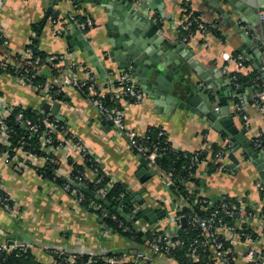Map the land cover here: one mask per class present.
<instances>
[{
  "label": "crops",
  "instance_id": "crops-1",
  "mask_svg": "<svg viewBox=\"0 0 264 264\" xmlns=\"http://www.w3.org/2000/svg\"><path fill=\"white\" fill-rule=\"evenodd\" d=\"M51 1L0 0V27L12 52L22 53L25 50L33 33L32 25L43 21ZM73 1H55L53 10L58 13L62 34L55 32L50 17L40 30L41 24L38 32L39 50L59 56L56 68L47 71L50 78L57 82V70L65 73L78 71L82 74L87 67L95 68L87 52L77 47L73 39L67 38L74 23ZM80 1L83 10L80 12L93 19V26L86 36L99 61L106 64L108 69L107 79L95 68L101 89H106L107 84L113 83L124 71L108 56L111 48L108 38L111 33L110 22L124 29L121 45L126 48L130 43L134 44L135 39H144L145 23L152 20L160 26L157 33L159 39L151 40L156 43L157 51L181 61V73L174 79L179 89L183 90L193 83L212 98L215 96L212 101L215 108L221 106L220 97L227 91L228 104L235 115L236 125L246 130L247 138L253 141L264 158V149L257 144L264 134V116L258 106L257 94L260 89L256 83L261 78L264 84V74L260 71L264 64V19L261 20L259 13L260 21L254 26L250 25L248 20L255 18L256 13L249 6L248 0H192L193 12L203 21L212 24V28L206 33L196 32L187 41L179 32L183 21L181 0ZM239 29L244 30L251 41L244 39ZM148 48L151 50L152 45ZM240 54L246 60L243 67L235 60ZM169 57L166 59L169 60ZM73 61L77 62L75 68L71 67ZM259 63L262 64L261 68L258 67ZM238 74L243 76L240 82ZM254 74L259 75L254 77ZM0 96L6 104L21 106L37 114L42 112V104L45 102L41 93L19 82L11 74L0 73ZM201 100L204 101V98ZM157 102L158 99L148 94L142 102H124L128 128L140 135H144L151 127L162 128L175 149L191 154L205 152L207 160L199 164L194 173L198 182L187 183L188 188L195 190L199 196L212 199L222 195L235 198L244 209L242 218L246 224L255 232H260L263 228L264 178L260 176L257 166L239 150L236 152L239 164L236 168L230 167L231 160L223 149L225 135L211 127L198 107H194V111L177 106L166 109L161 100ZM240 102L247 120L234 112L235 104ZM58 103L60 121L93 151L109 176L126 185L135 197L141 194L144 200L142 206L166 209V217L154 225L175 235V196L167 187L163 172L150 163L155 174H150L145 181L141 180L139 172L143 156L133 151L126 138L119 135L98 113L85 90L66 86L63 98ZM2 149L0 182L6 193L14 199L15 210L6 212L0 209V245L9 247L27 244L41 264H62L53 250L94 256L110 252L124 255L134 250L150 252L148 245L136 249L133 241L107 229L95 212L77 202L53 180L41 176L36 163L7 162ZM221 150L225 154L219 161L221 167L211 171L212 157ZM54 155L59 161L61 176L72 171L71 160L85 165L82 154L69 142L56 149ZM85 173L90 180L96 177L89 167H86ZM147 224L145 220L139 219L135 227L143 233L141 227ZM147 264L180 263L167 255L158 254Z\"/></svg>",
  "mask_w": 264,
  "mask_h": 264
},
{
  "label": "built area",
  "instance_id": "built-area-1",
  "mask_svg": "<svg viewBox=\"0 0 264 264\" xmlns=\"http://www.w3.org/2000/svg\"><path fill=\"white\" fill-rule=\"evenodd\" d=\"M181 7L183 10V21L179 26V32L185 41L189 40L196 32L206 33L211 30L212 24L203 21L193 12L192 0H181ZM260 18L261 20L264 19L263 10H260ZM72 19L86 35L89 29L93 26V19L89 15H86L81 22H77L74 17H72ZM52 22L55 27V32L59 35L62 34L63 28L59 25V18H52ZM0 39H3L2 42H0V73L11 74L19 82L41 93L45 98V101H48L50 104L60 100L59 96L64 93V88L66 86H76L85 90L90 102L97 109L98 113L112 125L119 135L126 138L129 147L141 156L148 158L151 164L163 172L166 178L167 187L170 189V184L174 182L172 180V175L161 169L157 163V159L167 149V146H163L161 141H149L147 132L144 135H140L135 130L128 128L126 124V111L123 103L142 102L146 95L139 87L134 75L130 71H122L113 83L107 84V88L104 90L99 87L97 71L93 67H87L82 74L78 71L65 73L57 70L58 72L56 76L59 79L57 82L50 78V74L44 75V72L51 68H56L59 56L50 55L44 59L40 55H36L33 48L28 46L22 53H20V55L19 53L12 52L9 48V41L4 35L1 27ZM226 57L229 56L227 55ZM235 60L240 67H243L246 63L244 56L241 54L237 55ZM76 65L77 62L73 61L71 67L75 68ZM10 67L13 70V73H8ZM41 75H44L43 79L37 80V77ZM235 79H237L236 76ZM257 95L258 106L264 116V84L258 91ZM15 107L16 105L6 104L1 101L0 96V143L5 147L2 149V152L4 153L7 162L11 161L23 164L24 161H28L36 163V169L44 166L47 162L56 163L57 158L54 155L56 149L64 146L65 142H69L82 154L85 164L86 162H92L90 169H92L96 175V182L100 183L102 181L100 169H103V167L101 166L99 159L67 125L62 124L61 121L55 118L50 112L42 111L38 119L33 120L27 117L23 110H20L15 115V122L20 123L26 130V133L19 135L8 120V117L15 110ZM216 109H218V107H216ZM234 112L239 116H243L245 120L248 119L243 111L242 102L235 104ZM162 135H165L163 129L159 131V136ZM15 137H17V139L15 144H13L12 139ZM32 138H37L39 140L41 149L47 154L46 156L33 153L32 149L29 148L31 147L30 140ZM257 144L259 146L261 145L264 149V134L261 139L257 141ZM202 153L203 152L199 151L192 153L193 156L190 157L189 169L193 170L196 166H199V164L207 160V156L201 159ZM224 155V152L221 150L218 153H215V156L212 157V162L218 164L216 169L221 167L219 161ZM103 171L105 175H108L104 169ZM55 172L57 175H60L59 167ZM194 173L191 175H194ZM63 177L67 182L60 186L62 190L69 193L77 202L84 205L88 194L84 193L80 186H85L82 179L83 177L88 179L86 173L80 172L77 175H73V173L70 172L64 174ZM113 181L114 179L112 178L110 182H108L106 188L99 189L98 193L100 196L106 195L107 190L111 187ZM73 183H75V185H73ZM220 197L222 196H219L218 198ZM216 199L207 197L203 200L204 205L202 208L207 210L214 207ZM174 201L177 210L173 219L177 223L176 230L178 231L182 227V219L186 215L177 214V212L181 210L185 202L184 199H181L176 195ZM220 203L221 209L212 211L207 217H201L197 214H191L189 216L191 222L202 229L205 239L202 241L194 239L192 241V244L187 251L188 257L194 262H200L201 248H206L210 251L211 256L210 259L202 264H232V261L236 264H264V213H262L261 216L263 228L260 232H255V230L252 229L251 234L245 232L244 224H246V222L242 218L244 209L224 198H221ZM91 205L95 210L100 209L103 212L105 211L102 204L91 203ZM142 208H144L142 205L136 206L135 212ZM0 209L6 212H13L15 210V201L6 193L1 182ZM220 211L229 216H236L234 224L228 225L223 223L222 220H219L218 214ZM113 218H116V216L113 215ZM137 221L139 220H136L134 225ZM120 225L123 226L122 221H120ZM154 226V224H147L144 227H141V230L146 232ZM123 229L124 231H132L128 226H124ZM238 230H244V232H237ZM253 233L255 234L254 237L252 236ZM220 234L225 236L226 239L224 241L219 239ZM175 235L171 232L164 231L162 235L153 236L151 239H148L150 252H146L145 250H134L121 256H105L102 257L101 264H147L158 254H164L170 257L171 248L182 244L181 241L172 240ZM209 242H211V245H209ZM225 242L228 243L226 244ZM208 246L210 248H207ZM0 248L8 253L16 249L23 251L31 249L27 244H17L9 247L6 245H0ZM53 253L57 258L62 260V264H64V262L77 264L75 262L78 258L77 253H67L62 250H53ZM92 261L93 260H90L83 264H90Z\"/></svg>",
  "mask_w": 264,
  "mask_h": 264
},
{
  "label": "trees",
  "instance_id": "trees-1",
  "mask_svg": "<svg viewBox=\"0 0 264 264\" xmlns=\"http://www.w3.org/2000/svg\"><path fill=\"white\" fill-rule=\"evenodd\" d=\"M75 6V13L74 18L77 22H81L84 20L85 16L80 10H82V7L80 6L82 2L80 0H74L73 1ZM83 11V10H82ZM58 17V13L54 10L50 14V19ZM43 21L36 22L32 25V31L28 43V47H32L36 55H40L42 58L46 59L48 54H45L44 52L39 50L38 44H39V28L41 26ZM3 39H0V42H2ZM20 55V53H19ZM52 69V68H51ZM49 69V70H51ZM47 72V71H46ZM44 72L45 74H48ZM8 73H13V70L8 69ZM38 76L37 80H42L43 76ZM259 74H254V77H257ZM243 79V76L241 74H238V81L240 82ZM259 85V89L263 86V81L261 78L257 80L256 82ZM63 98V93L59 96V99ZM23 110L24 114L35 120L38 119L40 114H37L33 110H28L27 108L16 106L15 110L10 114L8 117V120L10 124L14 127V129L17 131L19 135L22 133H26V130L22 127L20 123L15 122V115L18 111ZM62 123V122H61ZM63 124V123H62ZM162 130V128L158 127H151L148 129L147 134L149 136V141L157 142L161 141V144L164 146H167V149L163 152L161 156L157 159L158 166L165 170L166 172L170 173L172 175V180L174 181L172 184H170V190L177 197H180L181 199H184V206L181 208L180 211L177 212V214L186 215L184 218L186 219L185 224L182 225V227L177 231L176 235L173 237V241H181L182 244L177 245L173 248H171L170 251V257L176 260L180 264H202L203 262H206L208 259H210L211 253L206 248H201V260L200 262H194L190 257L187 255V251L190 248L192 241L194 239H198L199 241H202L205 239L202 229L197 226L196 224H193L190 220L191 214H197L201 217H207L211 214L212 211L218 209H221V198H224L225 200L229 202L235 203L237 206H240L239 202L233 198L229 197L227 195H222V197L216 199L214 207L204 210L202 208L203 200H205L207 197L199 196L195 190L191 191L187 183L189 182H198V179L195 178L194 175H191L196 171V167L192 170L189 169V162L190 157L193 156L191 153L183 152L178 149H175L170 142L167 139V134L165 132V135L159 136V131ZM17 137L12 139V143L15 144ZM31 147L33 153H36L38 155L46 156L47 154L41 149L40 142L37 138H32L30 140ZM0 148H5L3 144L0 143ZM206 155L205 152L201 154V159H203ZM72 163V171L73 175H77L80 172L84 173L86 167H91L92 162H86L85 165H81L78 163L73 162V160L70 161ZM59 161L57 162H47L44 166L37 168L38 173L48 179L53 180L56 184L59 186L65 184L67 181L66 179L61 176L57 175L55 172L56 169L59 166ZM211 171L215 170L218 164L210 163ZM100 175L102 176V181L100 183L96 182V179L90 180L89 178L82 179L83 183L86 187L91 189L94 192V195H88L86 197V200L84 202L85 207L90 209L91 211H94L97 213V216L101 219V222L103 225L109 229L110 231L114 233H119L125 237H127L130 241H133L137 248L136 249H142L144 247H147L148 245V239H151L153 236H159L164 233V230L160 227H153L149 231L141 233L140 230L136 229L135 225H131L129 223V220L126 218L129 217L130 220H132L135 216H138V213L135 212V208L137 204L139 205L138 201L136 200V197L134 193L127 188L126 185H124L121 182L113 181L111 187L107 190V193L105 196H100L98 191L101 188H106L108 182L112 179L109 175H105L103 172V169H100ZM84 175V174H83ZM75 177V176H74ZM75 185V183H73ZM91 203H97L102 204L105 211L98 209L95 210ZM94 209V210H93ZM264 213V212H263ZM113 215L116 216V218H113ZM219 220H222L223 223L232 225L235 222L236 216H229L223 213L222 211L218 214ZM120 221L123 222V226L120 225ZM124 226H128L132 229L131 232L124 231ZM245 232L251 233L252 229L249 225L244 224ZM237 232H244V230H238ZM252 234V233H251ZM253 237L255 234L253 233ZM244 238V236H243ZM220 240H225V236L220 234L219 235ZM164 243V242H163ZM226 244L228 242H225ZM209 245H211V242H209ZM207 248H210L209 246ZM105 256H121V254H118L116 252H110L107 254H101V255H88V254H78V258L75 261L77 264H83L87 263L90 260H93L90 264H101L102 257ZM0 258H1V264H41L39 263L35 255L33 254L31 249H28L26 251L23 250H12L11 252H6L5 250H2L0 248ZM59 262H62L61 259H59ZM64 264H71L65 263ZM74 264V263H73ZM232 264L234 261H232Z\"/></svg>",
  "mask_w": 264,
  "mask_h": 264
},
{
  "label": "water",
  "instance_id": "water-1",
  "mask_svg": "<svg viewBox=\"0 0 264 264\" xmlns=\"http://www.w3.org/2000/svg\"><path fill=\"white\" fill-rule=\"evenodd\" d=\"M55 1L56 0H52L48 6L40 30L50 17ZM248 4L256 13L255 18H250L248 20L250 25L254 26L260 21V10H263L264 12V0H248ZM219 9L224 11L221 7H219ZM110 23H112L110 25L111 33H109L108 38L111 48L108 51V56L111 61L116 62L120 69L130 71L134 75L143 92L158 99V102L161 100L166 109H169L171 106H177L178 108L194 111L193 108L198 107V110H200L202 115L206 116V120L210 122L211 127L225 135L223 149L227 157L231 160L232 164H229L230 167L236 168L239 164L240 161L236 156V152L240 150L243 155L257 166L260 176L264 178L263 155L256 149L253 141L247 138L246 130L240 129L236 125L234 118L235 115L231 112L227 100L229 93L224 91V95L220 97L219 100L221 106L216 109L212 106V101L215 99V96L212 98L209 93L206 94L205 91L199 90V88L194 86L193 83L189 84L183 90H180L174 79L175 76H178L181 73V61L177 58L174 59L173 57L170 58L168 55H164V52L157 51L158 48L156 43L151 41L153 38L154 40L159 39L157 36V33L160 30L158 23L152 20L145 23L146 31L144 34V41L135 39V43H130L126 48L121 45V41H123L121 35L124 34V29L113 24V22ZM239 31H241L244 39L246 38L247 41H251L250 36L244 30L239 29ZM251 31L253 32V28H251ZM67 38L73 39L72 42L76 43L77 47L87 52L91 64L98 70L101 76H106L108 79V69L106 64L99 61V58L95 54V49L85 32L75 23H73L72 32ZM150 45H152L151 50L148 48ZM167 57H169V60L166 59ZM258 67L261 68L262 64L259 63ZM260 71L264 74L262 68ZM201 76L204 78L203 75ZM162 82L164 86H162ZM230 88L233 89V86H230ZM202 98H204V101L201 100ZM59 108L60 104L58 102L50 104L48 101H45L42 104V111L50 112L55 118L61 120ZM139 173L142 181H145L150 174H155V170L151 167L148 158H141ZM80 188L84 193L91 196L94 195V192L88 187L80 186ZM136 200L140 205L144 203L141 194L136 195ZM136 213H138V216H135L132 220H130L129 217L126 218L131 225H134V222L139 219H143L152 225L162 220L167 215L166 209L154 208L152 206L139 209ZM185 221L186 219L183 218V225L185 224Z\"/></svg>",
  "mask_w": 264,
  "mask_h": 264
}]
</instances>
